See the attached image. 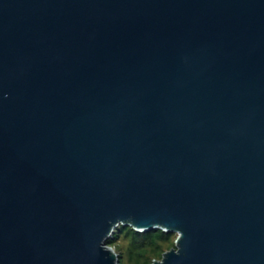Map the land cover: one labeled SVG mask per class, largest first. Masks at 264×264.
<instances>
[{
  "label": "water",
  "instance_id": "water-1",
  "mask_svg": "<svg viewBox=\"0 0 264 264\" xmlns=\"http://www.w3.org/2000/svg\"><path fill=\"white\" fill-rule=\"evenodd\" d=\"M264 264V0H0V264Z\"/></svg>",
  "mask_w": 264,
  "mask_h": 264
},
{
  "label": "trees",
  "instance_id": "trees-1",
  "mask_svg": "<svg viewBox=\"0 0 264 264\" xmlns=\"http://www.w3.org/2000/svg\"><path fill=\"white\" fill-rule=\"evenodd\" d=\"M175 235L161 229L139 232L120 224L106 243L118 253L119 264H151L153 259H160L164 251L174 246Z\"/></svg>",
  "mask_w": 264,
  "mask_h": 264
},
{
  "label": "rangeland",
  "instance_id": "rangeland-1",
  "mask_svg": "<svg viewBox=\"0 0 264 264\" xmlns=\"http://www.w3.org/2000/svg\"><path fill=\"white\" fill-rule=\"evenodd\" d=\"M119 226V225H118ZM118 226H116L115 228H114V230L116 229V228H118ZM175 238H176V235L173 237V239L175 240ZM111 248L114 250V248H113V246H111ZM115 251V250H114ZM116 252V251H115ZM117 253V252H116ZM118 253H117V263H118ZM119 264V263H118ZM122 264H127L126 262H123Z\"/></svg>",
  "mask_w": 264,
  "mask_h": 264
}]
</instances>
